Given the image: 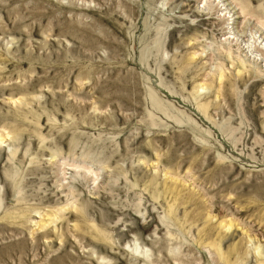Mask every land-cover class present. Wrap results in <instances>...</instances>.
Returning a JSON list of instances; mask_svg holds the SVG:
<instances>
[{
  "label": "rangeland",
  "instance_id": "rangeland-1",
  "mask_svg": "<svg viewBox=\"0 0 264 264\" xmlns=\"http://www.w3.org/2000/svg\"><path fill=\"white\" fill-rule=\"evenodd\" d=\"M0 264H264V0H0Z\"/></svg>",
  "mask_w": 264,
  "mask_h": 264
}]
</instances>
